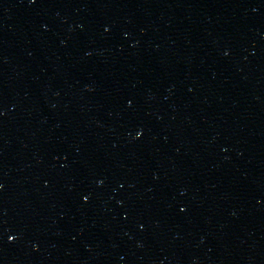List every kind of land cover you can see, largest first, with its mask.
Instances as JSON below:
<instances>
[{
    "label": "water",
    "instance_id": "water-1",
    "mask_svg": "<svg viewBox=\"0 0 264 264\" xmlns=\"http://www.w3.org/2000/svg\"><path fill=\"white\" fill-rule=\"evenodd\" d=\"M0 264H264V0H23Z\"/></svg>",
    "mask_w": 264,
    "mask_h": 264
}]
</instances>
